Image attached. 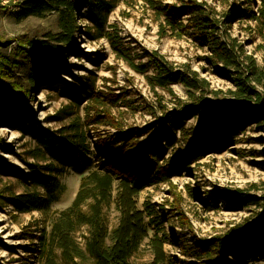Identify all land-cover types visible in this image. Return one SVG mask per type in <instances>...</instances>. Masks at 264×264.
Instances as JSON below:
<instances>
[{
  "label": "rangeland",
  "instance_id": "obj_1",
  "mask_svg": "<svg viewBox=\"0 0 264 264\" xmlns=\"http://www.w3.org/2000/svg\"><path fill=\"white\" fill-rule=\"evenodd\" d=\"M23 1L14 0L10 7L3 6L0 0V54L10 55L18 51L20 55L19 64L13 72L14 83L18 86L10 94L16 114H4L6 118L0 122V196L7 198L11 192L20 194L31 188L27 177L30 170L20 159L36 163L33 157L39 147L41 132L49 130L59 133L67 126L77 124L86 133L90 147L89 152L76 156L75 163L69 161L64 167L59 166L63 170L58 178L65 189L57 196L50 212L20 214L6 199H0V264H43L38 252L40 240L32 239L29 235L49 236L59 212L70 207L75 200L83 177L82 168L88 165L90 169H95L106 162L107 159H102L98 149V145L105 147L102 139L115 138L132 130L139 133L150 128L139 136L140 141L147 140L167 125L166 119L172 112H178L192 103L184 86L154 89L147 80L152 72L147 75L138 73L131 63L118 58L107 39L91 38L87 31L94 30V27L85 18L89 12L85 7L80 8L78 15L80 31L76 33L73 50L57 70L43 79L42 85L31 89V62L28 59L31 50L28 45L33 40L45 39L47 33H58L59 27L55 13L44 18H22L20 8ZM242 1L123 0L110 14L106 31L118 36L126 47L131 48L130 56L135 65H145L149 60L146 53H155L172 68H187L199 80L205 81V89L197 92V97L216 104L253 105L251 100L237 99L239 88L234 76L227 77L223 73V64L209 60L211 53L207 48H203L179 24L176 28L169 27L159 12V6L180 8L191 2L207 3L217 11L218 21L224 23L222 20L235 4L241 9L245 8ZM187 21L188 18H184L183 25ZM220 33L222 41L242 46V51L238 52L244 54L241 68L244 77L250 71L248 67H254L257 74L264 72V32L255 22L236 18L229 24H223ZM89 78L95 82V92L114 93L121 97L117 99V104H109L105 109L113 121L118 122L119 128L102 123L104 119L94 123L89 121V117L101 114V108L86 99L76 80ZM261 83L250 82L247 86L264 95V78ZM199 124L198 118L186 122L185 129L191 133L187 140L180 131L177 132L178 142L157 162L158 168L169 171L177 163L175 169L164 181L141 191L137 198L139 209L146 212L147 222L157 216L161 219L152 229L153 232L159 231L161 237L167 235L168 238L165 243L168 260L162 264L199 263L173 246V228L177 235L188 239L192 245L195 238L210 240L246 229L264 213L263 125H246L230 144L208 150L198 161H186L182 168L178 160L188 151L191 141L200 136L197 131ZM40 163L49 164L51 160ZM20 166L23 169H19ZM139 174L146 178L154 176L150 170H142ZM237 193L254 196L258 205L235 208L224 194ZM41 195L45 194L41 192ZM207 201H213V206H207ZM119 216L115 204L105 209L104 218L110 231L117 227ZM184 223L189 225L188 228L180 227ZM84 231L76 235L81 244ZM131 261L135 264H152L154 254L147 241Z\"/></svg>",
  "mask_w": 264,
  "mask_h": 264
},
{
  "label": "trees",
  "instance_id": "obj_2",
  "mask_svg": "<svg viewBox=\"0 0 264 264\" xmlns=\"http://www.w3.org/2000/svg\"><path fill=\"white\" fill-rule=\"evenodd\" d=\"M121 1L123 0H24L20 8L22 18H44L55 13L59 27L58 33H47L45 39L33 40L28 45L31 50L28 54L31 62V89L42 85L43 79L57 70L67 54L73 50L76 33L80 31L78 15L80 8L85 7L89 9L85 18L94 27V30L87 31L91 38L107 39L118 58L131 63L138 73L147 75L152 72L147 80L154 89L184 86L192 103L178 112H172L166 119L167 125L147 140L140 141L139 136L150 128L139 133L132 130L115 138L102 139L105 147H100L97 143L102 159H107L106 162H102L99 168L90 169L88 165L82 168L83 177L75 200L70 207L59 212L49 236L29 235L32 239L40 240L38 252L43 264H135L131 258L140 251L145 241L154 254L152 264L165 263L168 260L165 252L167 235L161 237L159 231L153 232L152 229L161 219L157 216L147 222L146 212L139 209L137 198L141 191L164 181L175 169L174 165L177 163L169 171L158 168L157 162L176 145L177 132L180 131L187 140L191 133L185 129L186 122L192 118L200 119L197 128L200 136L191 141L188 151L178 160L183 168L186 161L196 162L204 152L230 144L235 136L244 131L246 125L258 123L264 127V95L261 91L247 86L250 82L262 84L264 72L257 74L254 67H248L250 71L244 77L241 72L244 54L240 55L238 52L242 51V46L222 41L220 36L222 25L229 24L236 18L255 22L264 32V0H243L241 4L244 9L235 4L222 20L224 23L218 21L217 11L207 3L191 2L180 8L159 6L160 15L165 17L169 27L176 28L179 24L187 30L203 48L210 51L213 58L210 57L209 60L224 65V75L234 76L239 88L237 99L251 100L253 105L216 104L212 100L197 97V92L204 91L206 82L199 80L187 68H172L158 54L146 53L148 62L145 65H135L130 56L131 48L126 47L118 36L106 31L109 16ZM184 18H188L186 25H183ZM19 58L18 51L10 55L0 54V122L5 120L4 114H16V106L12 103L10 94L18 86L14 83L13 72L19 64ZM76 80L86 99L101 108V114L94 118L89 117V121L94 123L98 119H104L102 123L119 128L118 122L115 119L113 121L105 109L109 104H117V99L121 97L114 93L95 92V82L90 78ZM89 147L86 133L77 124L69 125L59 133L49 130L41 132L39 147L33 157L36 163L20 159L30 170L27 177L31 188L20 194L11 192L7 198L2 195L0 199H6L20 214L50 212L57 196L65 189L58 178L63 170L59 166L64 167L69 161L75 163L76 156L89 152ZM46 159L51 160V163H40ZM142 170L153 171L154 176L146 178L139 174ZM8 173L14 174L12 171ZM41 192L45 195H41ZM114 192H117L115 196ZM224 196L235 208L258 205L257 199L246 193ZM111 204H115L120 213L118 225L113 231H110L104 218L105 209ZM213 204V201L206 202L207 206ZM188 226L186 223L180 225L183 229ZM83 230L85 233L81 244L76 235ZM174 230L173 228L171 233L173 246L187 258L197 260L199 263L196 264L264 262V213L246 229L210 240L195 238L192 245Z\"/></svg>",
  "mask_w": 264,
  "mask_h": 264
},
{
  "label": "built area",
  "instance_id": "obj_3",
  "mask_svg": "<svg viewBox=\"0 0 264 264\" xmlns=\"http://www.w3.org/2000/svg\"><path fill=\"white\" fill-rule=\"evenodd\" d=\"M14 0H1V4L3 6H10L11 7V3L13 2Z\"/></svg>",
  "mask_w": 264,
  "mask_h": 264
},
{
  "label": "bare ground",
  "instance_id": "obj_4",
  "mask_svg": "<svg viewBox=\"0 0 264 264\" xmlns=\"http://www.w3.org/2000/svg\"><path fill=\"white\" fill-rule=\"evenodd\" d=\"M19 169H23V167H22V166H20V167H19Z\"/></svg>",
  "mask_w": 264,
  "mask_h": 264
}]
</instances>
